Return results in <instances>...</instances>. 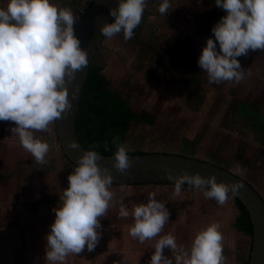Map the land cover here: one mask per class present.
<instances>
[{"label": "rangeland", "instance_id": "374dc122", "mask_svg": "<svg viewBox=\"0 0 264 264\" xmlns=\"http://www.w3.org/2000/svg\"><path fill=\"white\" fill-rule=\"evenodd\" d=\"M159 3L146 0L134 35L128 40L122 32L106 37L97 55L112 88L124 94L133 111L143 117L133 122L125 140L129 151L174 152L212 161L247 179L264 196V49H250L247 55L237 57L243 69L249 68L241 81L210 83L197 60L206 39L213 35L211 28L226 10L217 7L214 0H170L164 16L158 11ZM81 20L79 16L75 29ZM5 121H0V212L11 216L19 227L17 217H23V225L28 227L25 232L30 233V228L37 227V218L38 226L45 225L48 217L53 222V208L59 206L75 164L59 144L56 120L50 123V131L34 130L35 136L50 145L44 163L37 162L10 131L15 122L7 120L3 127ZM110 190L114 195L98 229V241L104 244L131 241L133 218L118 215L120 203L131 210L134 204L147 202L149 192L166 202L170 215L161 234L171 232L178 244L192 241L207 225H198L199 220L212 216H218L224 241H232L240 233L226 225L239 214L232 195L219 204L191 185H183L179 193L174 184L155 183L111 184ZM33 201L40 203L36 206ZM33 211L37 214L31 215ZM154 239L158 236L145 241ZM122 245L124 249L127 244ZM245 246L247 256L251 241ZM245 251L241 242L229 247L224 244V264H236L235 254L243 256ZM165 255L171 256L168 251Z\"/></svg>", "mask_w": 264, "mask_h": 264}, {"label": "clouds", "instance_id": "9594fccd", "mask_svg": "<svg viewBox=\"0 0 264 264\" xmlns=\"http://www.w3.org/2000/svg\"><path fill=\"white\" fill-rule=\"evenodd\" d=\"M226 15L211 28L197 63L209 82L241 81L248 72L237 57L251 50L264 49V0H214ZM170 0H160L158 11L168 12ZM146 0H118L110 8L111 22L103 23L99 31L111 38L123 33L128 40L141 22ZM78 18L73 7L60 0H7L0 6V121H13L10 129L20 145L39 163L45 162L50 145L34 135L35 131H50L51 122L71 108L68 82L88 64V52L81 47L74 27ZM76 96V92H72ZM69 147L76 148L72 141ZM93 144L82 155L68 175V187L60 195L59 206L53 208V222L45 236V260L63 264L69 254H78L87 247L91 251L100 236V217L104 215L114 193L110 190L113 176L107 166L97 163L101 157ZM126 142L117 143L113 167L120 172L129 169L132 161ZM174 191L191 185L205 198L225 203L235 196L239 182L217 181L215 174L207 177L199 172L173 177ZM166 202L147 194V202L128 206L120 203L118 215L133 218L129 234L140 242L157 237L148 264H224V236L219 221L213 220L200 229L189 246L178 244L171 232L162 233L169 221ZM171 251L165 255L164 249Z\"/></svg>", "mask_w": 264, "mask_h": 264}, {"label": "water", "instance_id": "95a60500", "mask_svg": "<svg viewBox=\"0 0 264 264\" xmlns=\"http://www.w3.org/2000/svg\"><path fill=\"white\" fill-rule=\"evenodd\" d=\"M118 0H93L77 26L76 35L80 38L81 47L88 52V64L77 70L74 80L68 82L71 108L56 120V130L59 144L65 155L76 165L77 157L88 150L80 140L78 133V116L83 90L93 63L106 37L99 31L103 23L111 22L110 8L117 7ZM76 92V96H72ZM75 141L76 148L69 147ZM97 161L102 167L107 166L113 176V183L118 185L133 184H173L168 179L165 170L173 177L187 170L190 174L199 172L207 177L215 174L217 181L239 182L242 187L235 197L239 198L249 212L253 231L252 247L248 264H264V197L260 191L247 179L238 173L218 165L212 161L195 156L174 152H143L128 153L132 161L129 169L120 172L113 167L114 154H102ZM187 184V182H185Z\"/></svg>", "mask_w": 264, "mask_h": 264}, {"label": "crops", "instance_id": "0c3cea01", "mask_svg": "<svg viewBox=\"0 0 264 264\" xmlns=\"http://www.w3.org/2000/svg\"><path fill=\"white\" fill-rule=\"evenodd\" d=\"M92 1L93 0H60L62 5L70 6L71 4V6L74 7L73 8L74 11H76V15L78 19L80 16V20L83 18L85 11H87ZM2 5H4L3 2L2 4H0V6ZM6 123L7 120L5 121L4 124L2 123L3 124L2 126L5 127ZM1 128L2 127L0 124V130L3 129ZM2 138H3V134H2ZM4 138H7V136H5ZM21 193H22V197H24V193L23 192ZM39 203L40 201H33L31 204L37 206L39 205ZM6 208L8 209V207ZM48 208H50V206H48ZM37 209L38 208H36V212L38 213ZM36 212L35 211L31 212V215L37 214ZM231 216L232 215H230L229 218ZM240 216H241V210L239 208V214L234 221L227 219L228 221L226 225L228 227H233L235 230L239 231L240 233L234 236L233 239L234 241L228 240V241H224L223 243L226 245V247H229L230 245L236 246L239 242H241L242 251H245L247 249L246 246L245 248H243L244 245H247L248 242L251 241L250 250L247 252V256H246V251L243 256H239L240 252L239 253L237 252L238 254L237 253L235 254V256H237L236 264H248L250 259L251 247H252V235L246 233L238 225ZM217 217L212 216L213 219L206 218L204 219L205 221H203V219H200L199 220L200 222L197 224L198 225H200V223L202 225L208 224L213 220H217L218 219ZM6 218L8 219V221L6 220ZM48 219L49 220L46 221L45 225L43 223L41 226H38V224H40L38 218L35 219L34 224H36L37 227L30 228L32 230H30L31 232L29 233V232H25V228L28 227H26V225H23V223L25 224V222H23L24 220L23 217H17V222L20 224V227L17 224L16 227V225H14L15 223L12 222L13 218L11 216H9L8 218L0 212V264H51V262L45 260V244H46L45 236L49 231V226L51 224L50 217H48ZM32 225L33 222L30 223L29 226ZM165 230L166 229H164V231ZM166 232L168 233V231H165V233ZM132 240H134V238H132L131 241H123V242L110 241L109 243H105V244H104L105 241H98L96 243V246L91 251H89L87 247H85V249L78 254L75 253L69 254L66 257L65 261L63 262V264H72V263L73 264H148L150 256L154 251L153 246L156 240L154 239V241H143V242L132 241ZM185 242H186L185 245L186 247L189 246L191 243V241H185ZM123 243L127 244L124 247V249L122 248V246H124L122 245ZM124 250H126V252H123ZM166 251H168L171 255V251L168 248L164 249V253Z\"/></svg>", "mask_w": 264, "mask_h": 264}, {"label": "trees", "instance_id": "16d2710c", "mask_svg": "<svg viewBox=\"0 0 264 264\" xmlns=\"http://www.w3.org/2000/svg\"><path fill=\"white\" fill-rule=\"evenodd\" d=\"M104 68L103 63L96 57L83 90L78 133L87 149L96 144L99 153L114 154L117 143L125 142L133 122L140 121L143 117L133 111L124 94L112 88L111 80L103 72ZM143 152L147 151H128ZM235 199L241 210L238 225L252 235L249 212L239 198Z\"/></svg>", "mask_w": 264, "mask_h": 264}]
</instances>
